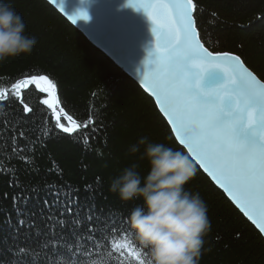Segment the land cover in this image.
<instances>
[{
    "label": "trees",
    "instance_id": "1",
    "mask_svg": "<svg viewBox=\"0 0 264 264\" xmlns=\"http://www.w3.org/2000/svg\"><path fill=\"white\" fill-rule=\"evenodd\" d=\"M5 2L23 16L26 32L36 37L37 44L30 55L0 62V88L11 91V84L23 76L47 74L57 82V94L65 110L82 123L91 117L95 124L77 134L57 132L45 137L54 117L48 119L50 110L40 104L41 96L34 86L23 92L24 103L33 112L25 114L19 99L5 103L0 111V260L9 259L3 240H10L12 229L4 221L7 215L13 223L16 221L13 197L22 189H43L45 184L55 183L78 188L81 203H94L102 215L115 213L111 222L120 223L122 231L119 235L111 230L104 233L103 251L113 252L112 257H105L108 264H138L127 253L120 257L113 251V243L125 240L136 246L146 264L147 250H141L127 223L131 210L142 201L123 202L109 191V185L132 164L137 165L142 177L147 174L148 162L140 158L144 146L140 145L136 153L129 150L141 137L187 152L176 141L154 101L46 0ZM196 3L195 17L205 46L210 51L240 55L246 66L264 78V0ZM61 122L68 123L63 117ZM20 132H24V138ZM14 146L23 151L14 155ZM25 156L27 161L22 159ZM196 169L195 177L185 187L200 194L211 223L199 264H264V238L197 164ZM86 185L91 186V192L85 190ZM35 208L33 200L25 211Z\"/></svg>",
    "mask_w": 264,
    "mask_h": 264
},
{
    "label": "snow or ice",
    "instance_id": "2",
    "mask_svg": "<svg viewBox=\"0 0 264 264\" xmlns=\"http://www.w3.org/2000/svg\"><path fill=\"white\" fill-rule=\"evenodd\" d=\"M128 3L143 9L153 25L154 47L144 62L142 83L156 98L179 143L264 237V78L246 66L240 55L205 46L195 17L196 0ZM78 18L87 20V13L70 16L73 22ZM32 86L41 96L40 104L50 110L48 119L54 117L45 137L94 127L91 117V123H82L65 110L57 82L43 73L17 79L11 91L0 88V111L5 103L19 99L25 114L33 112L23 100V92ZM62 117L67 124L61 122ZM19 135L24 138L25 134ZM19 151L23 149H12L14 155ZM85 190L92 188L86 185ZM78 193L71 185L51 183L43 189H22L14 196L16 221L11 215L4 221L12 229L10 240H3L9 259L0 264H108L105 257H112L113 252L103 251L104 233L111 230L119 235L120 223L111 222L115 213L105 216L94 203L82 204ZM33 200L35 210L25 211ZM112 249L120 257L127 253L138 264H145L130 241H117Z\"/></svg>",
    "mask_w": 264,
    "mask_h": 264
},
{
    "label": "clouds",
    "instance_id": "3",
    "mask_svg": "<svg viewBox=\"0 0 264 264\" xmlns=\"http://www.w3.org/2000/svg\"><path fill=\"white\" fill-rule=\"evenodd\" d=\"M23 16L5 0H0V62L30 55L37 44L26 32ZM149 169L141 176L137 165L125 167L112 179L109 191L123 202L139 199L127 223L135 233L141 250L146 249V264H199L204 237L210 231L207 205L197 192L185 185L196 175V164L186 153L163 143L141 137L129 149L140 151Z\"/></svg>",
    "mask_w": 264,
    "mask_h": 264
},
{
    "label": "water",
    "instance_id": "4",
    "mask_svg": "<svg viewBox=\"0 0 264 264\" xmlns=\"http://www.w3.org/2000/svg\"><path fill=\"white\" fill-rule=\"evenodd\" d=\"M49 3V0H46ZM50 4V3H49ZM62 4V10L60 5ZM53 6L67 19L94 47L111 59L154 101L158 111L169 125L176 141L188 153L187 148L179 143L167 117L160 110L152 93L142 83L145 60L154 47L152 22L143 9L133 8L128 0H57ZM87 13L88 19H76L70 16L78 12ZM192 158V157H191ZM193 159V158H192ZM201 171L227 197L233 206L244 216L228 194L212 180L211 176L193 159ZM247 220L248 218L244 216ZM251 224L252 222L248 220ZM255 228L256 226L252 224ZM259 232V229L256 228ZM264 238V237H263Z\"/></svg>",
    "mask_w": 264,
    "mask_h": 264
},
{
    "label": "bare ground",
    "instance_id": "5",
    "mask_svg": "<svg viewBox=\"0 0 264 264\" xmlns=\"http://www.w3.org/2000/svg\"><path fill=\"white\" fill-rule=\"evenodd\" d=\"M246 219V218H245ZM247 220V219H246ZM248 221V220H247ZM249 222V221H248ZM250 223V222H249Z\"/></svg>",
    "mask_w": 264,
    "mask_h": 264
}]
</instances>
